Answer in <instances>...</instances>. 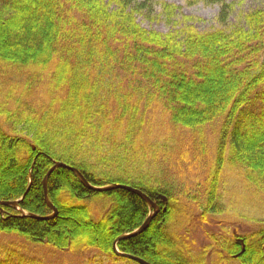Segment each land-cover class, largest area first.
Returning <instances> with one entry per match:
<instances>
[{"label":"trees","instance_id":"trees-1","mask_svg":"<svg viewBox=\"0 0 264 264\" xmlns=\"http://www.w3.org/2000/svg\"><path fill=\"white\" fill-rule=\"evenodd\" d=\"M196 1L219 4V27L199 31L185 25L165 34L146 30L136 14L152 10L151 0H0V16L23 9L17 29L2 30L0 62L41 69L53 62V84L67 83L60 99L64 108L55 114L47 108L35 116L32 110L10 111L0 103V116L21 132L13 136L0 129V164L10 171L0 181V201L23 195L21 211L0 207V233L55 249L94 248L112 256L113 239L133 231L146 216L145 202L133 192L91 190L59 166L46 184L56 216L32 215L52 213L43 178L54 161L75 167L94 186L119 182L151 198L168 195L163 186L149 185L147 176H134L135 150L128 146L143 124L142 108L152 101L168 107L182 126L220 118L216 168L228 152L230 163L244 167L251 183L264 184V145L257 146L264 143V6L246 12L242 24L229 25L230 3ZM162 7L168 16L178 9L165 2ZM123 75L131 81L123 84ZM253 126L258 128L248 130ZM103 130L109 131L108 141L99 137ZM118 133L120 146L113 139ZM213 194L203 207L209 212L217 211ZM95 197L106 198L109 206L90 219L84 201ZM71 212L77 213L78 226L65 218ZM164 216L157 214L143 232L118 241L117 249L150 264H198L196 254L181 249L166 231ZM214 246L216 264H264V226L233 240L221 238ZM0 264L21 263L0 252Z\"/></svg>","mask_w":264,"mask_h":264},{"label":"rangeland","instance_id":"rangeland-1","mask_svg":"<svg viewBox=\"0 0 264 264\" xmlns=\"http://www.w3.org/2000/svg\"><path fill=\"white\" fill-rule=\"evenodd\" d=\"M224 1L233 6L228 17L229 25L242 24L246 12L264 6V0ZM163 2L178 9L168 16L163 10ZM151 9L138 12L136 20L146 30L161 34L174 32L185 25H192L199 31L220 26L216 18L219 4L215 2L151 0ZM26 11H30L29 7ZM21 14L23 9L0 16V41L3 40L4 28H10V31L17 29V17ZM13 39L10 37L11 44L16 42ZM54 71L53 62L45 69L0 62L1 106L10 111L32 110L35 116H41L47 108L53 114L57 113L60 108H64L61 104L67 91V83L60 86L53 84L55 81L51 74ZM123 77V84L131 81L127 76ZM142 111L143 124L132 139L134 144L128 143L135 150L134 176H147L149 185H161L170 195L171 201L164 202V208L170 207V203L172 215H169V230L178 246L196 254L198 264H216V240L225 237L233 240L264 226V184L258 186L251 183L244 167L230 163L228 152L216 168L217 160L219 163L221 161L220 158L217 159L222 123L220 118L201 126L187 127L177 124L172 119L169 108L161 102L152 101V105L145 106ZM240 126L246 129L247 124L242 121ZM256 128L258 127L253 126L248 130ZM0 129L13 136L21 133L19 128L12 130L11 124L5 122L2 116ZM108 135L109 131L103 130L99 137L108 141ZM113 139L116 145H122L120 133ZM262 145L264 143L257 146L261 148ZM118 149L122 150L121 147ZM0 165V181H3L10 171L4 170L6 163ZM209 192H215L213 202L217 205L214 208L216 212L203 208ZM106 201L104 197H95L84 202L96 219L105 214ZM76 215V212H71L65 218L71 219L78 226ZM0 252L21 264H134L132 259L124 260L118 256L106 255L94 248L55 249L44 243L32 244L18 236L4 233H0Z\"/></svg>","mask_w":264,"mask_h":264},{"label":"bare ground","instance_id":"bare-ground-1","mask_svg":"<svg viewBox=\"0 0 264 264\" xmlns=\"http://www.w3.org/2000/svg\"><path fill=\"white\" fill-rule=\"evenodd\" d=\"M56 162H61V161H54V163L51 165V167L54 165V164H56ZM61 163H64V162H61ZM65 164V163H64ZM65 165H68V164H65ZM68 166H70V165H68ZM50 167V168H51ZM57 167H59V166H56L55 168H57ZM63 167V166H62ZM71 167H73V166H71ZM49 168V169H50ZM55 168H53V170L55 169ZM75 168V167H74ZM48 169V170H49ZM48 170L46 171V173L48 172ZM52 170V171H53ZM51 171V172H52ZM72 171V170H71ZM51 172H50V174H51ZM73 172V171H72ZM79 172V171H78ZM46 173H45V175H46ZM49 174V175H50ZM76 174V173H75ZM81 174V173H80ZM49 175H48V177H49ZM82 175V174H81ZM83 176V175H82ZM80 179V178H79ZM85 179V178H84ZM86 180V179H85ZM82 182V181H81ZM83 183V182H82ZM114 184H119V185H127V186H129V187H131V188H135V189H137V190H139L140 191V193L142 194V196L141 195H139V194H137V193H134V194H136L138 197H140L144 202H145V204H146V208H147V210H146V216H145V218L142 220V222L140 223V225H138L133 231H131V232H129L130 234L131 233H133L134 232V235H137V234H139V233H141V232H143L147 227H148V225H149V223H150V221L152 220V218L153 217H155L157 214H159V213H161V214H163V215H165L164 217L166 218V217H168V222H167V228H166V231L170 234V235H172L173 236V234L171 233V230H169V223H170V221H171V219H170V216L172 215L171 214V211H170V207H171V205H170V203H169V205L168 206H170V207H166V208H164L165 207V205H164V202H169V200H170V195L168 194H162V193H159V194H157V196H156V198H151L148 194H146L145 192H143L141 189H139V188H137V187H134V186H132V185H130V184H122V183H112V184H110V185H114ZM91 185V184H90ZM92 186H94V185H92ZM105 186H109V185H105ZM87 187V186H86ZM95 187H103V186H95ZM43 189H44V187H43ZM47 190V189H46ZM92 190V189H91ZM94 191H96V190H94ZM129 191V190H128ZM26 194V193H25ZM24 194V195H25ZM23 198V195L19 198V199H17V200H14V201H16L17 202V205H16V207H17V210L18 211H21V209H20V207H19V202H20V200ZM45 199V198H44ZM171 201V200H170ZM7 202V201H6ZM106 205H107V207H106V209L108 208V206H109V201L107 200L106 201ZM2 205L0 204V207H1ZM88 207V206H87ZM88 209H89V212H90V208L88 207ZM52 213H53V211H52ZM51 213V214H52ZM172 213H173V211H172ZM50 214V215H51ZM170 215V216H169ZM36 216V218H38L39 219V217H45V216H39V215H35ZM56 216V215H55ZM90 219L92 218V219H94V217L92 216V214H91V212H90ZM52 218V217H51ZM97 219V218H96ZM149 219V220H148ZM148 220V221H147ZM171 228V227H170ZM129 233H121V234H119L118 236H116L114 239H113V241H112V243H111V246H112V252H113V255L114 256H116V254H115V251H114V248H116L117 249V243H118V241H120V240H122V239H126V238H128V237H130V236H127ZM118 237H120L121 239H118ZM173 239L175 240V238H174V236H173ZM119 251V250H118ZM122 252V251H121ZM122 253H124V254H129V253H125V252H122ZM112 255V256H113ZM109 256V255H108ZM118 257H125V256H119V255H117ZM125 258H127V257H125ZM129 259V258H128ZM142 259V258H141ZM144 260V259H143ZM144 261H146V260H144ZM138 263V262H137ZM138 264H140V263H138Z\"/></svg>","mask_w":264,"mask_h":264},{"label":"water","instance_id":"water-1","mask_svg":"<svg viewBox=\"0 0 264 264\" xmlns=\"http://www.w3.org/2000/svg\"><path fill=\"white\" fill-rule=\"evenodd\" d=\"M56 166H63V167H67L69 168L70 170H72L74 173H76V175L80 178V180L83 182V184L85 186H87L88 188L92 189V190H96V191H106V190H109V189H112V188H123V189H126V190H129L131 192H134V193H137L139 195L142 196V194L140 193L139 190L135 189V188H131L127 185H119V184H114V185H109V186H103V187H95V186H92L90 185L85 179L84 177L80 174V172H78V170L74 167H71V166H68V165H65L64 163H61V162H56V164H54L49 170L48 172L46 173V175H44V178H43V187H44V198H45V201L47 203V205L50 207V209L53 211V213L49 216H45V217H39V219H48V218H51V217H54L56 215V208L53 206V204L49 201L48 199V196H47V190H46V184H47V179H48V175L50 174V172L53 170V168H55ZM0 204L1 205H12L14 207H16L17 205V202L16 201H0ZM33 217H36L34 215H32ZM149 220V219H148ZM147 220V221H148ZM134 235V232L133 233H129L127 236H133ZM118 239H121L120 237H118ZM114 251L116 253V255H119V256H125L129 259H132L140 264H150L148 263L147 261H144L143 259H141L140 257L138 256H135V255H132V254H124L120 251H118L116 248H114Z\"/></svg>","mask_w":264,"mask_h":264}]
</instances>
